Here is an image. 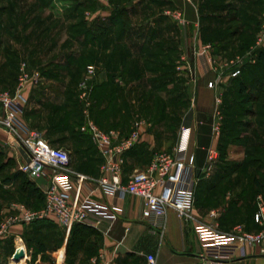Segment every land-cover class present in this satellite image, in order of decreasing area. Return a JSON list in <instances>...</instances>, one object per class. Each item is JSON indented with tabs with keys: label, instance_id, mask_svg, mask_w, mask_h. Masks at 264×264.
Instances as JSON below:
<instances>
[{
	"label": "rangeland",
	"instance_id": "obj_1",
	"mask_svg": "<svg viewBox=\"0 0 264 264\" xmlns=\"http://www.w3.org/2000/svg\"><path fill=\"white\" fill-rule=\"evenodd\" d=\"M113 1L0 0V31L15 30L6 35L8 42L11 40L10 44L16 43L19 48L27 43L44 46L39 53L44 64L28 68L26 61L32 59L20 50L15 56V69H7L6 74L16 75V85L22 67L27 73H38L36 84L47 75L59 76V86L47 81L44 85L54 86L52 100L61 93V103L77 113L81 130L88 121L102 131L115 129L121 133L140 124L137 144L142 153L130 158L129 172L147 167L156 153H170L182 126L192 129L189 147L193 132L198 129L199 134L202 126H208L210 140L213 134L218 142L224 94L238 75L232 73L253 64L258 50L264 49V0H124L122 3L129 10V27L123 34L120 22L110 20L112 16L118 18ZM93 2V7H88ZM78 4L84 7L74 9ZM188 7L195 13L190 21ZM96 19L105 25L104 33L83 36L79 23ZM238 34L247 44L242 51L238 50L242 43ZM30 53L34 58L38 56L36 51ZM54 63L58 66H51ZM89 67L94 73L87 80L89 89L84 91L80 83L87 77ZM209 82H213L212 87ZM202 85L212 93L207 106L198 102ZM213 123L219 124L218 135L213 132ZM87 132L95 145L92 134ZM144 134L152 135L155 143L144 141ZM243 134L247 136L249 131ZM6 149L7 154L11 150L10 155H14L11 146ZM210 150H214V158L208 159L204 172L213 174L221 168L223 155L217 144L213 148L209 143L204 149L207 157ZM223 154L229 163L242 161L244 145L232 143ZM14 167L18 168L16 160ZM0 183L5 184L1 178ZM2 193L0 197L4 198ZM6 203L0 200V209ZM3 237L0 236V245H4ZM2 264H13L11 257Z\"/></svg>",
	"mask_w": 264,
	"mask_h": 264
},
{
	"label": "crops",
	"instance_id": "obj_2",
	"mask_svg": "<svg viewBox=\"0 0 264 264\" xmlns=\"http://www.w3.org/2000/svg\"><path fill=\"white\" fill-rule=\"evenodd\" d=\"M193 12V9L187 8L189 21L194 19L195 13ZM8 32L12 34L15 30L1 29L0 31V89L14 94L17 86L16 75L10 77L6 74V70L15 69L17 65L15 56L19 54L20 50L25 52L26 57L32 59L26 61L28 68L32 69L35 65L44 64L43 56L39 55L44 46L38 44L31 46L27 43L19 48L16 43L11 45V40L9 42L7 40ZM32 51L38 52V56L34 58L30 53ZM51 66H58V64L54 63ZM45 81L57 86L62 83L59 76L47 75L39 84L25 89L23 91L24 100H21L19 105L20 117L31 129L39 131L50 145L67 150L70 156V167L75 172L94 178L98 177L102 158L98 149L92 143L87 130L79 129L76 121L77 113L69 109L66 103H61L63 99L61 93H58L60 95L57 96L58 99H50L51 94L55 93V89L54 86L44 85ZM49 91L53 93H49ZM211 94L205 86L199 87L198 102L201 106H207V101L211 100ZM206 117L210 116L206 115ZM197 130L195 129L193 132L189 152L195 158L199 184L200 180L211 178L213 175L204 172L209 159L204 149L209 146V143L210 147L215 148L217 142L212 137L213 134L210 140L207 134L209 132L208 126H202L199 129V134L196 133ZM122 134L127 133L122 131ZM143 140L152 142V144L155 143L150 134H144ZM0 146L5 149L11 146V138L1 127ZM135 151H140V148ZM11 153L9 150L8 156H11ZM134 156L135 154L130 156V154L125 153V163H128L130 158L133 159ZM12 157L17 161L16 151ZM13 170L19 169L14 167ZM132 171H125L123 166V182H126ZM255 177L257 178V175ZM237 178H239L238 182H236ZM29 179L43 194L50 182L51 171H46L44 176ZM259 181L260 189L256 190L257 187L252 182L251 174L249 177L246 175L239 177V174L234 172L222 179L221 183L213 188L202 187L203 181L200 182V187L195 188L194 191L195 217L204 222L212 221L223 231H231L236 225H240L247 232L258 231L259 226L252 222L251 215L256 210L258 202L264 203V187L262 186L264 181L263 179ZM3 188L6 189V193H4V198L0 197V200L4 199V202L8 201V203L4 209H0V219L9 214L10 211L7 210V206L10 203L17 202L31 208L27 205L28 200L24 198L25 196L21 198L20 181L12 180L5 183ZM93 197L103 203L115 205L118 210L117 219L114 222L101 219L97 223L92 218L84 222L83 224L96 229L99 235L97 238L91 237L84 249L75 256L66 257V243L70 231H66L53 219L39 223L35 227L29 224L14 225L8 234L1 239V243L7 245L10 242L13 252L15 247L24 246L28 259L26 264H145V256L150 253L155 255L156 264H205L199 256L201 248L192 225H181L174 210H167L164 232L160 236L159 232L143 219L142 201L138 197L126 195L120 199L105 195L97 189ZM211 212H214L216 216L211 218ZM27 236L33 240L41 241L44 245L43 247L40 246V249L44 250L39 251L35 244L29 246L25 240ZM11 255L0 251V264L4 260L7 261L8 258L10 259ZM11 263L17 264L14 261ZM223 264H264V252L260 251L258 246L242 245L236 249L234 257Z\"/></svg>",
	"mask_w": 264,
	"mask_h": 264
},
{
	"label": "built area",
	"instance_id": "obj_3",
	"mask_svg": "<svg viewBox=\"0 0 264 264\" xmlns=\"http://www.w3.org/2000/svg\"><path fill=\"white\" fill-rule=\"evenodd\" d=\"M21 71L14 94L0 90V127L11 138L19 171L31 179L51 171V179L43 192L44 205L41 208L30 209L17 202L7 206L10 212L0 223V236L8 234L14 225L44 218H53L66 231H70L74 223H84L92 218L97 223L101 219L114 222L117 219V207L94 198L97 189L120 199L126 195L141 199L143 219L160 236L164 232L167 210H174L181 225H192L201 248L199 256L205 264H223L233 258L236 249L242 245L258 246L264 252V203L258 202L253 214V222L259 226L256 232H247L240 225L234 226L231 231H223L212 221L204 222L195 217L194 191L198 176L194 155L189 152L191 127L180 128L179 139L170 153H156L147 167L134 169L123 182L125 153L139 142L140 124L127 134H122L115 129L102 131L92 121H88L82 130L90 131L102 157L100 175L94 178L75 172L70 167L69 152L50 145L39 131L31 129L20 117L19 105L24 100L23 91L40 79L37 72L27 73L23 67ZM93 73V68L89 67L87 77L80 83L84 91L89 89L87 80ZM237 73L238 70H235L232 75ZM208 86L212 87L213 82H209ZM213 132L219 134L218 123H213ZM14 142L26 150L28 162L17 152ZM213 151H209V160L214 158ZM215 216L214 212L210 213L211 218ZM20 249L24 255L16 262L12 259ZM145 258V264H156L154 254H147ZM27 260L25 247H15L11 261L26 264Z\"/></svg>",
	"mask_w": 264,
	"mask_h": 264
},
{
	"label": "trees",
	"instance_id": "obj_4",
	"mask_svg": "<svg viewBox=\"0 0 264 264\" xmlns=\"http://www.w3.org/2000/svg\"><path fill=\"white\" fill-rule=\"evenodd\" d=\"M111 2L113 0H110ZM124 0H114V12L117 13V17L112 16L111 22L121 24L122 34L128 30L129 27V10L126 5L122 3ZM131 1H129L128 4ZM123 4V5H122ZM94 2L88 7L92 8ZM132 6V5H131ZM81 4H78L75 8H83ZM114 18V19H113ZM206 17H203V21ZM235 20L236 15H232ZM80 26L84 30L81 32L83 36H92L97 34H103V28L105 25L100 23L97 19L91 23H87L85 20L81 21ZM206 30V27L202 28ZM237 36V34H236ZM240 37V38H239ZM239 51H242L247 47V44L243 43V37L238 34ZM243 44V45H242ZM124 57V55H123ZM168 81V80H167ZM185 105V104H183ZM224 118L221 127V134L218 138L217 147L220 151L221 156L225 153L226 147L230 144H241L244 145V159L239 162H227L223 156L221 157V168H217L214 171L211 178L200 180L203 181L197 185L196 188L202 187L213 188L217 184L221 183V180L228 177L231 173L236 172L239 177L252 176V182L256 185L259 190L260 181H264V49H260L257 52L256 60L253 64H247L242 67L238 75L231 80L230 86L227 92L224 94V107H223ZM23 120V119H22ZM244 131H249V135L243 134ZM141 148L139 144H136L129 151L127 155H141L142 150L135 151ZM139 157V156H138ZM140 158V157H139ZM102 162V158L100 160ZM231 164L232 167H229ZM15 166V158L8 156L3 146H0V178L4 183H8L12 180L20 181V192L21 198L25 196L28 200L27 205L33 209H39L44 205V194L40 193L35 187L34 183L30 181L29 177L19 170H13ZM130 165L124 163V170L127 171ZM218 167V166H217ZM257 175V178L255 177ZM237 178L236 182H238ZM264 187V184L262 185ZM30 190V191H29ZM0 193L4 195L6 189L3 188L0 183ZM1 195V194H0ZM2 196V195H1ZM22 200V199H21ZM24 200V199H23ZM25 201V200H24ZM41 202V203H40ZM256 211V210H255ZM254 211V212H255ZM251 220L253 222V214ZM49 219L44 218L41 220H35L29 224L31 226L38 225L42 222H47ZM54 220V219H53ZM254 223V222H253ZM255 224V223H254ZM99 233L96 229L83 223H74L70 229L69 236L66 243V257H73L79 251L83 250L84 247L89 243L91 237H98ZM26 243L31 246L36 245V248L41 251L40 246L43 247V243L31 237H25ZM11 243L7 245H0V251L11 255L13 247H10ZM71 264V263H69Z\"/></svg>",
	"mask_w": 264,
	"mask_h": 264
},
{
	"label": "water",
	"instance_id": "obj_5",
	"mask_svg": "<svg viewBox=\"0 0 264 264\" xmlns=\"http://www.w3.org/2000/svg\"><path fill=\"white\" fill-rule=\"evenodd\" d=\"M13 145L16 148L17 152L21 155V157L26 162H28L29 161V156H28L26 150L22 146L18 145L15 142L13 143ZM23 255H24V252H23L22 249H20L17 253H15V255L13 257V260L16 261V262H18L23 257Z\"/></svg>",
	"mask_w": 264,
	"mask_h": 264
},
{
	"label": "bare ground",
	"instance_id": "obj_6",
	"mask_svg": "<svg viewBox=\"0 0 264 264\" xmlns=\"http://www.w3.org/2000/svg\"><path fill=\"white\" fill-rule=\"evenodd\" d=\"M13 260V259H12ZM13 262V261H12Z\"/></svg>",
	"mask_w": 264,
	"mask_h": 264
}]
</instances>
